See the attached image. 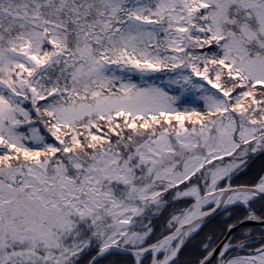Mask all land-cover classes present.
<instances>
[{
	"label": "snow or ice",
	"instance_id": "obj_1",
	"mask_svg": "<svg viewBox=\"0 0 264 264\" xmlns=\"http://www.w3.org/2000/svg\"><path fill=\"white\" fill-rule=\"evenodd\" d=\"M0 264H264V0H0Z\"/></svg>",
	"mask_w": 264,
	"mask_h": 264
}]
</instances>
